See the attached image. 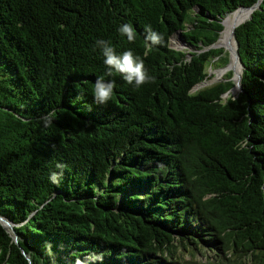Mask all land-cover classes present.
I'll list each match as a JSON object with an SVG mask.
<instances>
[{
    "label": "trees",
    "instance_id": "obj_1",
    "mask_svg": "<svg viewBox=\"0 0 264 264\" xmlns=\"http://www.w3.org/2000/svg\"><path fill=\"white\" fill-rule=\"evenodd\" d=\"M258 1L0 0V264H264V0L238 25ZM240 11L242 90H195ZM99 39L152 81L107 76Z\"/></svg>",
    "mask_w": 264,
    "mask_h": 264
},
{
    "label": "clouds",
    "instance_id": "obj_2",
    "mask_svg": "<svg viewBox=\"0 0 264 264\" xmlns=\"http://www.w3.org/2000/svg\"><path fill=\"white\" fill-rule=\"evenodd\" d=\"M118 31H120L121 34L131 37L133 29L130 25L124 24ZM146 32L148 33L147 39H149L152 44L155 45L160 43L158 35L152 32L150 28H146ZM96 47L101 50L104 57L103 63L107 69V76L111 77L119 74L128 84L136 88L152 81L153 78L147 74L143 62L134 58L130 51H125L122 55L117 56L111 43L104 39L97 40ZM114 87V81H105L102 77H98L93 90V103L96 105H106L112 99ZM55 116V111H50L42 117L45 127L52 124ZM56 167L61 169V173L52 172L49 179L53 183L58 184L65 165L58 163Z\"/></svg>",
    "mask_w": 264,
    "mask_h": 264
},
{
    "label": "rangeland",
    "instance_id": "obj_3",
    "mask_svg": "<svg viewBox=\"0 0 264 264\" xmlns=\"http://www.w3.org/2000/svg\"><path fill=\"white\" fill-rule=\"evenodd\" d=\"M246 13H247V15H246V17H244L242 22L246 21L249 18L248 16H250L249 14L251 12H250V10H247ZM242 16L243 15L240 13L237 14V16H235L236 18H235L234 26H235L237 20ZM232 42H230L228 44H219V43L218 44L221 47H224L227 51H229L230 62L228 64H230V67H232L233 69H227L228 64L225 67H220V65L217 63H215L213 66H209L206 79L204 80V82L202 84H200L197 88H195V90H198L199 88L210 86V85L215 84L219 81L225 80V77L227 76V72L230 70L233 71V74H232L233 80L235 79L237 81V79L240 78V75H242V74L239 73L238 64L236 63L235 58L233 60V63H231L232 58H233ZM173 46H175V45L173 44ZM181 47H182V45H181ZM234 51H235V46H234ZM242 73H243V71H242ZM239 92H240V88H239V85L237 82V84L235 83L234 87L229 92H227L223 97L225 99L229 98L230 96L236 97ZM194 252H195V257H196L195 260H197V261H204L206 259H211L212 255H214L213 251L210 249H201V251L195 249ZM184 256H186V259H192L190 252H186V254Z\"/></svg>",
    "mask_w": 264,
    "mask_h": 264
},
{
    "label": "bare ground",
    "instance_id": "obj_4",
    "mask_svg": "<svg viewBox=\"0 0 264 264\" xmlns=\"http://www.w3.org/2000/svg\"><path fill=\"white\" fill-rule=\"evenodd\" d=\"M242 9H244V10H250V9H245V8H241V9H239V10H242ZM238 11V10H237ZM242 14V12L240 11V12H238V13H233V14H230V15H228L226 18H225V29L223 30V34H222V36L220 37V39H219V41H218V43L219 44H228V43H230V42H232V47H233V53H234V46H235V36H234V32H233V28H234V22H235V16H237V14ZM250 15V14H249ZM249 17V16H248ZM242 22V20L238 23V25L240 24ZM237 25V26H238ZM236 26V27H237ZM235 27V28H236ZM235 30V29H234ZM236 54H237V44H236ZM238 57V56H237ZM234 58H235V56H233V58H232V61H231V63H233V60H234ZM238 60H239V58H238ZM239 62H240V60H239ZM240 65H241V72L243 71V67H242V64H241V62H240ZM243 74V73H242ZM242 75H240V77H241ZM239 83H240V80H239V82H238V85H239ZM1 221H3V223L5 224V226L6 227H10V225H9V223H8V221L7 220H5V219H2Z\"/></svg>",
    "mask_w": 264,
    "mask_h": 264
},
{
    "label": "water",
    "instance_id": "obj_5",
    "mask_svg": "<svg viewBox=\"0 0 264 264\" xmlns=\"http://www.w3.org/2000/svg\"><path fill=\"white\" fill-rule=\"evenodd\" d=\"M260 2H261V0H259L258 2H257V4H255L254 6H252V7H241V8H245V9H250V16H249V18L251 17V14H252V12L256 9V8H258L259 7V4H260ZM241 8H239V9H241ZM241 23H243V22H241ZM240 23V24H241ZM239 24V25H240ZM224 25H225V21H224ZM225 29V28H224ZM236 29V28H235ZM234 36H235V40H236V44H237V56H238V58H239V60H240V62H241V64H242V67H243V69L245 68V66H244V63H243V61H242V58H241V56H240V53H239V43H238V40H237V38H236V34H235V30H234ZM219 41V40H218ZM218 41L216 42V44H214L213 46L214 47H221L219 44H218ZM172 42H173V44L176 46V47H181V45H182V39H181V36H180V32H177L176 34H174L173 36H172ZM227 69H233L232 67H230V64H228V66H227ZM233 79V78H232ZM234 81H235V83L237 84V81L234 79ZM241 81H242V76L240 77V83H239V88H240V91L242 90V83H241ZM204 81H202L201 83H199L198 85H196L195 86V88H197L200 84H202ZM194 88V89H195ZM226 94V93H225ZM1 220V219H0ZM10 223V222H9ZM11 224V223H10ZM16 239H18V237L16 236Z\"/></svg>",
    "mask_w": 264,
    "mask_h": 264
}]
</instances>
